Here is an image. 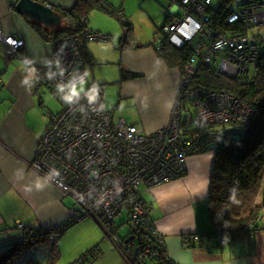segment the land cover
<instances>
[{
	"label": "built area",
	"instance_id": "obj_1",
	"mask_svg": "<svg viewBox=\"0 0 264 264\" xmlns=\"http://www.w3.org/2000/svg\"><path fill=\"white\" fill-rule=\"evenodd\" d=\"M239 1L247 6L232 14L229 22L243 21L247 33L241 36L208 27L210 0L171 1V7L175 8L171 12L173 17L161 29L156 45L167 41L177 49L193 46L183 84L194 68L197 69L198 62L217 68L229 79L249 81L264 46V37L257 34L264 26V4ZM100 6L118 15L106 4L101 2ZM104 40L108 38L101 33L84 31L54 43L50 63L43 67L46 82L56 91L58 84L78 82L81 76L87 82L81 47L86 42ZM0 45L5 48L7 58L26 59L21 35H8L0 28ZM91 89L93 87L87 88L85 93ZM95 89L94 102L90 103L85 93L71 105L62 101L63 110L40 140L33 169L65 195L73 197L84 210L80 214L82 218L93 216L114 242L119 239L112 226L126 203L135 209V217L146 213V207L139 200L141 185L151 190L187 175L188 161L197 155L188 153L195 148L191 126L218 124L225 130L224 137L240 135L243 126L233 129L226 126L247 124L254 116V110L234 96L198 87L196 93L183 96L185 102L195 98L190 105L186 102L188 107L177 105L174 111L180 112L170 117V123L150 134L123 119H115L113 113L106 110L99 89ZM226 242L227 238L221 240L223 245ZM141 245L140 258L146 264L154 258L157 249L144 241ZM168 260L166 264H172Z\"/></svg>",
	"mask_w": 264,
	"mask_h": 264
},
{
	"label": "crops",
	"instance_id": "obj_2",
	"mask_svg": "<svg viewBox=\"0 0 264 264\" xmlns=\"http://www.w3.org/2000/svg\"><path fill=\"white\" fill-rule=\"evenodd\" d=\"M44 1L55 8L72 9L79 0ZM113 1L122 3L120 13L127 17L128 0ZM171 1L168 0L169 7H164L166 15L163 26L167 24V16L171 19V12L175 11V8L171 7ZM16 2L17 0H0V28L8 35H21L25 42L22 52L31 63L27 68L22 60L7 58L5 48L0 45V251L20 241L23 232L48 231L65 225L76 211L68 205L67 195L33 169L40 140L64 105L58 92L45 78L43 67L50 62L53 43L45 39L37 29L47 30L37 26L39 23L36 21H29L16 13ZM103 4H106L109 10L116 9L109 0H102ZM102 10L115 15L106 9ZM127 22L130 25L127 31L132 32L133 24L129 20ZM163 26L160 24L158 30ZM95 31L103 34L105 30L97 28ZM136 38L139 41L135 40ZM143 42L139 35L131 37L130 42L126 41L127 49L122 50L120 62L133 75L137 74L134 80L123 83V90L128 96L137 98L142 107L144 130L151 134L166 127L170 123V117L175 112H180L174 111L177 105L188 107L182 90L188 79L194 77L195 72L188 76L183 84V72L170 67L161 59L152 43ZM90 43L92 42L87 44L85 50L90 52L97 62L95 48L90 46ZM29 69H35L29 77L32 80L30 87L22 84V80L29 76ZM160 80H167L170 86L166 84L165 88L157 89ZM89 87L98 88L92 84H89ZM45 90L50 91L63 106L58 112L49 109V121L43 128L33 115L44 110V102L47 106L54 107L49 97L43 100ZM37 105L41 108L36 109ZM214 158L213 153L195 155L188 161L186 176L148 191L153 200L149 202L147 198L152 207L151 217L165 237L166 253L173 264H264V230L253 238L245 235L232 240L227 236L224 245L221 243L223 236L210 239L200 236L202 240L193 239L197 247L184 245L188 237L196 233L210 232L212 228L205 203L210 192ZM37 182L42 187L37 188ZM262 220L264 224V216ZM109 239L112 240L105 237L109 249L96 246L101 252L97 259L89 264H130L115 246L116 242H109ZM200 241L203 245H199ZM151 261L161 264L157 260H148L147 264Z\"/></svg>",
	"mask_w": 264,
	"mask_h": 264
},
{
	"label": "trees",
	"instance_id": "obj_3",
	"mask_svg": "<svg viewBox=\"0 0 264 264\" xmlns=\"http://www.w3.org/2000/svg\"><path fill=\"white\" fill-rule=\"evenodd\" d=\"M37 1L46 3L44 0ZM96 1L94 4L89 5V0H79L72 9H61L52 6L62 16V25L59 28H49L37 24V26H42L47 31L37 30L53 44L60 40L80 35L84 31L99 33L88 28L89 21L84 16L85 11L83 9L84 5L101 8L99 5H101L102 0ZM245 1L252 4H264V0ZM213 5V0H210L208 6L210 15L208 27L210 29L217 30L220 33L233 31L240 36L247 33V28L242 20L233 23L229 22L231 15L240 11L242 6H247L246 3L239 0H219L217 6L213 7ZM114 10L118 13L123 24L129 27L128 20L126 21L125 17L120 13L121 9L116 8ZM84 18L87 19L86 22L83 21ZM169 20L170 16H167L166 22L168 23ZM160 32L161 30L156 32L152 46L159 53V57L165 60L170 67H175L185 72L187 64L193 55V46L188 45L182 49H177L167 41L161 46H157L156 38L160 36ZM102 35L106 36L105 34ZM106 37L109 38L108 36ZM88 43H84L81 47L82 59L85 64L88 61H94L92 54L85 50ZM133 76L135 78L137 74ZM198 87L234 96L240 103L250 106L254 110V116L249 123L244 125V131L242 134L239 133L240 135L229 134L224 137L225 130L218 124L192 126L189 129L195 147L188 151L189 154H215L212 182L207 197V213L213 230L196 233L188 237L184 245L186 247H197L193 239L202 240L201 237L205 236L209 239L217 236H223L224 238L230 236L232 240L245 235H250L253 238L258 232L264 230L262 220L264 216V49L256 68L251 70L249 81L232 80L208 66L198 64L195 75L190 78L183 96L186 97V94L196 93ZM194 100L195 98L191 97L186 99V102L190 105ZM257 118L258 120H256ZM237 125V123H230L226 127L233 129ZM142 186L144 185L139 187V200L146 207V213L143 216L135 217V209L128 203L125 204L120 214L127 211L130 229L124 237L117 234L119 240L115 246L130 264H144L140 258L141 244L143 241L150 243L157 249L156 255L150 260H157L164 264L167 259L170 260L166 253L165 237L160 233L154 219L151 217L152 207L145 197L146 193L143 194L140 190ZM145 189L146 192L149 191L146 187ZM77 214L78 216H73L65 225L52 230L23 232L20 241L0 251V264L3 263V260H6L5 264H17L20 262L47 264V259L50 256L57 255L60 251L58 244H60L65 231L72 225L82 221L81 213L77 212ZM123 224L127 226L126 220ZM112 228L114 232L118 231L116 220ZM60 235H62L61 238ZM106 235L108 234L106 233ZM199 245H203V242L200 241ZM45 249H48V252L44 251ZM49 252H52L53 255L49 254ZM100 252L99 248H95L91 252L81 255L73 264H89L92 260L97 259ZM47 253L50 256L45 258Z\"/></svg>",
	"mask_w": 264,
	"mask_h": 264
},
{
	"label": "rangeland",
	"instance_id": "obj_4",
	"mask_svg": "<svg viewBox=\"0 0 264 264\" xmlns=\"http://www.w3.org/2000/svg\"><path fill=\"white\" fill-rule=\"evenodd\" d=\"M109 2L117 9H120L122 5V3L114 2L113 0H109ZM90 4H94V2L90 0L89 5ZM213 4V7L217 6L219 0H213ZM127 5V17H125V19L127 18L126 20H129L133 24L132 32L126 31L128 27L123 24L118 15H110L97 6H83L85 11L84 16H86L89 21L88 28L94 29V31L97 28H101L105 30L103 34L108 35L110 38L107 42L94 41L90 43V46L95 48L97 62L88 61L86 64L89 82L85 83V90L88 88L89 84L97 86L102 95L106 110L111 111L116 119H123L128 124H135L138 128L143 130L145 125L143 122L142 107L138 104L136 97L128 96L123 90V83L125 81L134 80V76L129 69L122 66L120 58L122 50L127 49L125 42H130L131 37L139 35L144 41L143 43L148 44L155 41V34L158 32L160 24L162 27L165 22L164 17L166 15V10L164 7H169V3L168 0H146L144 2L141 0H128ZM258 33L264 35V26L257 34ZM135 40L139 41L137 38ZM118 58L119 60H117ZM166 84L170 86L167 80H160L157 89L165 88ZM42 97L43 100L49 97L54 105V107H49L44 102V110L33 115V118L39 126L45 128L49 121V117L47 116L49 109L58 112L62 109L63 105L50 91L45 90V94L42 95ZM40 108L41 107L37 105L36 109ZM256 120H258V118ZM238 125L245 127L244 125L246 124ZM140 190L143 194L146 193L145 197L146 199L149 198V202L153 201L152 198L149 197V192H146L145 186H142ZM67 203L69 206L74 207V210L77 212H84L73 197L68 196ZM205 204L207 210V202ZM125 220L127 226L123 224ZM128 223L127 211H124L123 214H119L116 217L117 234L119 236L124 237L127 235L130 229ZM96 224H98L99 227ZM210 231H212V228ZM108 236L109 235H106L105 230L93 216L86 217L79 223L69 227L63 234V237L60 235V238L62 237L60 244H58L60 251L53 257L49 255H53L52 252H49V254L47 253L45 258L50 256V258L47 259V264H73L83 253L87 254L91 252V249L96 246H100L102 249H109L108 241H105V237L107 239L109 238ZM111 241L112 240L109 242ZM44 251L48 252V249ZM2 262L1 264H5L6 260ZM17 264H28V262H20ZM149 264H156V262L151 261ZM164 264H166V262Z\"/></svg>",
	"mask_w": 264,
	"mask_h": 264
},
{
	"label": "clouds",
	"instance_id": "obj_5",
	"mask_svg": "<svg viewBox=\"0 0 264 264\" xmlns=\"http://www.w3.org/2000/svg\"><path fill=\"white\" fill-rule=\"evenodd\" d=\"M260 34V33H259ZM264 37V35H262ZM264 49V47H263ZM263 49H262V54H263ZM262 54H261V57H262ZM261 57L259 58V61L261 59ZM258 61V62H259ZM24 64H30L31 61L28 60L27 58L23 61ZM50 63V62H49ZM57 67L59 68L60 67V64H59V60H57ZM189 64V63H188ZM188 64H187V67H188ZM198 64L199 62L196 64L197 65V68H198ZM201 65V64H199ZM187 67L185 69V72H183V75L182 76V80L184 78V76L186 77V71H187ZM210 67L212 70H215L216 72H218L219 74L225 76L224 74L220 73L219 70L215 67H211V66H208ZM196 71V69L194 68V71L193 73ZM35 72V69H29V76H26L23 80H22V84L23 85H26V86H31L32 85V80L29 79V77L32 76V74ZM61 74H63V70L61 69L60 70ZM85 75H87V73H85ZM227 77V76H225ZM49 78L51 79V76H49ZM228 78V77H227ZM189 81L190 79H188V82L187 84L184 86V89L182 90V94L184 93V90L185 88L188 86L189 84ZM85 79H84V76H81L79 81L78 82H72L68 85H64V84H58L56 87H57V92L58 93H62V95H60V99L67 105H71L74 101L78 100L81 96L82 93H85ZM199 88H202V87H199ZM95 92H96V89L95 87H93V89L89 90L87 93H85L87 96H88V99H89V102H94L95 100ZM192 127V126H191ZM214 154V153H213ZM198 155V154H197ZM215 155V154H214ZM36 187L37 188H40L42 187V185L37 182L36 184ZM75 213H77L75 211ZM74 213V214H75ZM86 218V217H84ZM83 218V219H84ZM224 239V238H222ZM172 262V261H171ZM173 263V262H172Z\"/></svg>",
	"mask_w": 264,
	"mask_h": 264
},
{
	"label": "water",
	"instance_id": "obj_6",
	"mask_svg": "<svg viewBox=\"0 0 264 264\" xmlns=\"http://www.w3.org/2000/svg\"><path fill=\"white\" fill-rule=\"evenodd\" d=\"M15 11L27 20H34L49 28H59L63 23L62 16L52 6L37 0H17Z\"/></svg>",
	"mask_w": 264,
	"mask_h": 264
}]
</instances>
